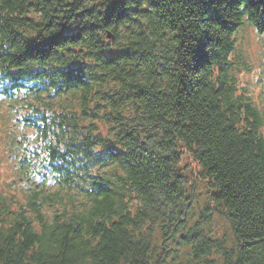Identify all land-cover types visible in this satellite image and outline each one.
Segmentation results:
<instances>
[{
    "label": "trees",
    "instance_id": "1",
    "mask_svg": "<svg viewBox=\"0 0 264 264\" xmlns=\"http://www.w3.org/2000/svg\"><path fill=\"white\" fill-rule=\"evenodd\" d=\"M244 26L264 33V0H0L6 152L30 182L0 192V264H264Z\"/></svg>",
    "mask_w": 264,
    "mask_h": 264
},
{
    "label": "rangeland",
    "instance_id": "2",
    "mask_svg": "<svg viewBox=\"0 0 264 264\" xmlns=\"http://www.w3.org/2000/svg\"><path fill=\"white\" fill-rule=\"evenodd\" d=\"M237 40L238 42L245 48L247 51V58L249 60V63L251 65V68L254 67L256 70L260 71V75L258 78H251L250 74H246V76L242 77V81H245V79H248L249 85H255L254 90V96L256 97V100L258 103H263L264 100V93L262 97H260V90L262 87H264V33H257L256 30L251 26H244L243 29H240L237 34ZM256 70L254 71V74L256 73ZM6 101L2 99L0 94V135L2 134L1 126L2 122L6 121L8 122L9 119L4 113ZM2 145H0V155H1ZM0 175L4 178H10L12 173L11 170L6 168L4 165V162L0 158ZM3 186L5 184H2ZM202 190V189H201ZM200 190V191H201ZM1 193H10V191H7L5 189V186L3 187V190L0 191ZM17 196L21 198L20 191L17 192ZM200 200L203 201V197H200ZM216 225V231L218 233H230V229L226 224L219 223V220H217Z\"/></svg>",
    "mask_w": 264,
    "mask_h": 264
}]
</instances>
